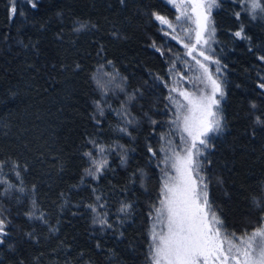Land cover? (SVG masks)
I'll use <instances>...</instances> for the list:
<instances>
[{"label": "trees", "instance_id": "obj_1", "mask_svg": "<svg viewBox=\"0 0 264 264\" xmlns=\"http://www.w3.org/2000/svg\"><path fill=\"white\" fill-rule=\"evenodd\" d=\"M12 2L0 0V217L8 222L0 264H150L163 154L148 147L159 149L170 131L165 82L178 51L152 13L173 18L175 9L166 0H36V8L15 0L12 14ZM218 2L215 54L227 95L223 131L201 159L209 201L240 235L264 215V125L255 123L264 120V13L252 19L247 0ZM241 24L249 39L233 35ZM88 151L107 160L98 178L86 174Z\"/></svg>", "mask_w": 264, "mask_h": 264}, {"label": "snow or ice", "instance_id": "obj_2", "mask_svg": "<svg viewBox=\"0 0 264 264\" xmlns=\"http://www.w3.org/2000/svg\"><path fill=\"white\" fill-rule=\"evenodd\" d=\"M120 2L123 3L124 0ZM166 3L175 9L173 19L157 12L152 15L160 25L170 30L165 31V35L183 44L187 50L186 55L191 57L195 64L189 65L187 60H182L194 75L186 77L180 73L179 80H175L169 87L168 100L172 105L173 118L169 121L170 131L160 137L165 144L157 150L148 147L152 157H156L158 152L163 154L157 165L163 175L161 198L158 200V206H153L155 214L150 229V264H264V215L259 218L257 226L251 232L245 231L240 235L229 232L209 201L208 183L202 174L205 161L201 157L213 147L210 137L223 131L220 105L225 92L221 81L214 75L209 63H206L220 64L219 60L208 54L211 51L210 41L214 40L216 33L211 13L213 8L220 6L219 2L166 0ZM247 3L249 7L244 11H247L252 19L256 18L257 10L264 13L261 0H247ZM31 7H37L36 0H31ZM10 10L12 14L16 13L15 0ZM235 16L239 18L240 12H236ZM83 27L86 25L81 24L76 30L79 31ZM233 35L240 39H249L244 34L242 24L240 30ZM153 47H156L155 43ZM197 56L203 59H198ZM260 59L264 60V57ZM172 67L175 68L174 62ZM169 71L172 72V69ZM220 72V67H216L215 73ZM112 79L114 80V77ZM180 80H187L191 88L181 87ZM97 85L102 93L107 95L106 86L100 80H97ZM259 87L264 89V83ZM173 93L176 95H172ZM96 105L103 115L100 102L97 101ZM251 106L256 107L255 104ZM96 123L99 125L100 121ZM255 123L264 125V120L256 117ZM120 131L127 130L122 128ZM88 143L100 154L106 151L105 147L94 139L88 140ZM84 155L89 157L92 163V167L85 170L86 174L98 178V173L104 170L107 160L103 156L99 160L95 159L92 151ZM4 164V161H0V170ZM13 167L15 170L20 166L14 164ZM16 175H20L19 171H16ZM96 199L99 201L101 198L97 196ZM89 207L95 211L92 205ZM130 207L128 204L122 205L120 211L126 212ZM38 218L43 219L42 216ZM98 222L102 226L111 227L107 219H100ZM7 227L6 218L0 217V244H4L8 236Z\"/></svg>", "mask_w": 264, "mask_h": 264}, {"label": "rangeland", "instance_id": "obj_3", "mask_svg": "<svg viewBox=\"0 0 264 264\" xmlns=\"http://www.w3.org/2000/svg\"><path fill=\"white\" fill-rule=\"evenodd\" d=\"M214 9H215V8L212 9V13H211V19H212V20H213V11H214ZM167 18H169V17H167ZM169 19H173V18H169ZM214 26H215V25H214ZM162 28L164 29V31H162V34H163L165 40L175 42V43L177 44V47H178V51L174 52V53L172 54L171 59H170L169 69H172V72L169 71V77H168V80L165 82L166 85H167V87H168V91H169V87L172 86L173 82H174L175 80H179V74H180V73H183L186 77H191V76L194 75L193 71L189 69V66H188V65H185L184 63H182V60H187V61L189 62V65H194L195 62L192 61L191 57H188V56L186 55V51H187V50L183 47V44H181L178 40H173V39L171 38V36H167V35L164 34L165 31H170V30H168L165 26H162V25H161V29H162ZM181 35H182V34H181ZM215 43H216V33H215L214 40H213V41H210L211 51L208 52V54H209V55H212L214 59L219 60L218 57H217V55L215 54ZM156 49L161 50L160 47H158V46H156ZM197 58H198V59H203L202 57H199V56H197ZM219 61H220V60H219ZM173 62L175 63V68L172 67V66H173ZM206 63H209V66H210V68H212V70H213V72H214V75H216V76L219 78V80L221 81V83H222V87H223L224 92H225V96H224V98L221 100V105H220V109H221V112H222V103H223V101L225 100L226 95H227V90H226L225 80H224L226 69H225L224 65L221 63V61H220V64H219V65L213 64V63H211V62H206ZM197 67H198V66H197ZM216 67H220V69H221V72H220V73H215V68H216ZM179 82H180V86H181V87L191 88V85L188 83L187 80H180ZM172 95H176V94L173 93ZM218 98H219V97H218ZM222 115H223V114H222ZM223 122H224V118H223ZM168 132H169V131H168ZM168 132H167V133H168ZM167 133H166V134H167ZM217 134H219V133H217ZM217 134H213V135H211L210 139H211L212 137H214L215 135H217ZM170 138H173V139H174V137H170ZM162 144H165V141H164V140H162L161 145H162ZM202 174H203V175L205 176V178H206V175H205L203 172H202ZM162 175H163V174H162ZM206 182L208 183L207 178H206ZM208 194H209V191H208ZM154 214H155V211L153 212V215H152V218H151V222H150V226H149V236H150V241H151L150 229L152 228V225H153V222H154V221H153V216H154Z\"/></svg>", "mask_w": 264, "mask_h": 264}]
</instances>
